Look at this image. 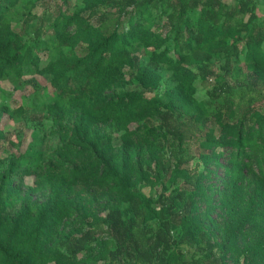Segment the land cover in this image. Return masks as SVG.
<instances>
[{"label": "trees", "instance_id": "16d2710c", "mask_svg": "<svg viewBox=\"0 0 264 264\" xmlns=\"http://www.w3.org/2000/svg\"><path fill=\"white\" fill-rule=\"evenodd\" d=\"M40 1L0 0V82L45 76L59 138L0 157V264H264L262 0Z\"/></svg>", "mask_w": 264, "mask_h": 264}, {"label": "rangeland", "instance_id": "374dc122", "mask_svg": "<svg viewBox=\"0 0 264 264\" xmlns=\"http://www.w3.org/2000/svg\"><path fill=\"white\" fill-rule=\"evenodd\" d=\"M63 5L66 3L67 5L74 4L76 0H71L69 3L64 0H58ZM226 2H232L234 0H224ZM65 6V9L67 7ZM55 1H40L38 2L37 8L34 10L35 13L40 14L44 10H53L55 8ZM259 15L264 18V0L259 3ZM34 21V20H33ZM33 21H30L28 24H33ZM174 81L168 78L163 81L162 85L158 89L159 93H163L169 86L173 85ZM49 85L47 78L40 74H28L23 78L16 79H6L0 82V103L3 101L8 102V104L12 107H15L20 104H24L29 110L30 118L33 119V122L29 123H18L17 121L13 122L9 119L7 114H3L0 117V135L4 134L7 141L4 145L0 147V157H3L10 152V150L15 151L16 148L12 141L20 143L23 141L22 148L23 150L28 148L29 142L31 140V132L34 126H37L41 129V133L44 134V141L46 145V150L51 151L54 145L58 141V137L51 134L52 127H50V122L43 117V107L37 106V102L34 99V91L41 87L40 90H43L45 87ZM198 89L196 96L198 99H205L207 97L206 87L200 81H198ZM35 113V114H34ZM44 118V119H43ZM18 130H21L18 132ZM18 134V135H17ZM11 140V142L9 141ZM204 207V206H203ZM186 249H188L185 246ZM80 256H84L81 253ZM186 257H189L188 253H185Z\"/></svg>", "mask_w": 264, "mask_h": 264}]
</instances>
